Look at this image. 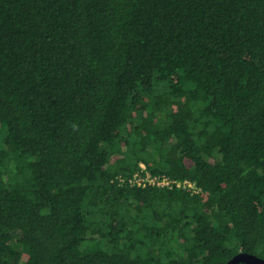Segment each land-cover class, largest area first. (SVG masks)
I'll use <instances>...</instances> for the list:
<instances>
[{
    "label": "trees",
    "instance_id": "1",
    "mask_svg": "<svg viewBox=\"0 0 264 264\" xmlns=\"http://www.w3.org/2000/svg\"><path fill=\"white\" fill-rule=\"evenodd\" d=\"M239 252L264 258V0H0V264Z\"/></svg>",
    "mask_w": 264,
    "mask_h": 264
},
{
    "label": "built area",
    "instance_id": "2",
    "mask_svg": "<svg viewBox=\"0 0 264 264\" xmlns=\"http://www.w3.org/2000/svg\"><path fill=\"white\" fill-rule=\"evenodd\" d=\"M142 170L137 172L131 181L137 183L139 186L145 187L148 185H153L157 187H167V188H182L186 189L189 188L193 192H199L200 188L192 181L185 179V180H178L173 179L168 175H152L146 169L145 165L142 164Z\"/></svg>",
    "mask_w": 264,
    "mask_h": 264
},
{
    "label": "water",
    "instance_id": "3",
    "mask_svg": "<svg viewBox=\"0 0 264 264\" xmlns=\"http://www.w3.org/2000/svg\"><path fill=\"white\" fill-rule=\"evenodd\" d=\"M240 262L247 264H264V258L248 252H239L228 260L226 264H237Z\"/></svg>",
    "mask_w": 264,
    "mask_h": 264
}]
</instances>
